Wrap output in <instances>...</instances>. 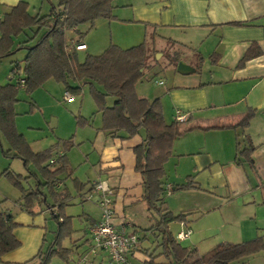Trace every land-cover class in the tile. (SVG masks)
<instances>
[{
    "label": "crops",
    "instance_id": "crops-1",
    "mask_svg": "<svg viewBox=\"0 0 264 264\" xmlns=\"http://www.w3.org/2000/svg\"><path fill=\"white\" fill-rule=\"evenodd\" d=\"M20 1L27 3L29 13V2L33 0H0V18ZM113 16L118 18V15ZM131 17L129 19L132 21L144 23L145 33L151 35L149 42L146 38L142 41L147 47L148 60L139 81L153 64L150 58L153 49L172 50L171 47H175L182 48L180 55L188 52V56H182V63L190 69L186 72L177 71L162 96L172 109L174 120L171 122L177 121V115L182 114L187 121L182 122L181 127H217L208 130L196 128L173 141L170 158L176 157L173 159L174 179H180L177 185L185 184L187 179H191L192 184L189 189L179 192L171 189L169 194L165 193V198H173L177 204L167 208L163 206L166 202L163 199L161 207L173 214L185 215L183 223H171L168 228L174 235L183 228L182 225L189 229L191 233L185 240L193 239L191 243L194 248L191 249L196 250L197 257V244L208 238H211L214 248L220 243L237 244L264 237V0H142L134 8ZM120 20L130 21L127 18ZM78 29L85 32L80 26ZM70 33L72 36L67 35L70 45H85L83 49L75 50L76 53L89 48L82 41L83 37L74 31ZM17 42L19 39L15 40V45ZM250 47L259 49L261 53L240 65V60ZM159 54L156 53V56ZM182 57L179 56V60ZM191 61H194L193 65ZM197 63L200 69L206 64L207 69L197 70ZM1 76L3 78L4 73ZM7 78L9 82L5 84L17 83L23 78L21 67L19 74H11ZM155 83L164 85L162 80H155ZM41 87L46 89L45 93L39 95L38 89ZM41 87L27 94L34 112L32 117L38 115L39 109L41 116L38 115L34 122H28L27 128L19 127L15 120L18 133L33 152H42L59 140L70 139L77 147L65 154L68 169L58 176L57 191L63 188L71 191L67 183L70 179L75 180L83 185L81 191L74 188L84 201L88 199L92 182L106 180L114 193L115 222L125 224L127 232L137 234L135 225L125 219L124 213L125 209L131 210L136 203L143 202L142 178L134 170L132 149L142 140L144 131L141 129L138 135L127 138L124 132L103 130L102 114L96 107L91 116L82 117V100L78 115L72 109H69L70 113L64 108L60 109L57 103H61V97L64 103L71 104L75 109L76 98L83 96L85 88L89 90L88 83L81 86V92L77 95L70 94L63 85L59 87L52 79ZM21 89L24 90L23 87ZM66 93L69 98H66ZM138 96L147 97L143 94ZM39 98H42V104L48 101L53 107L62 110V115L56 114L54 109L44 110L45 106L38 103ZM17 99L19 102L20 99ZM106 103L112 106L114 98L107 97ZM250 110L254 115L247 127L221 128L235 124ZM62 117L66 119L65 122ZM79 117L87 120L85 127L76 125L74 118L78 120ZM64 127H69V130L64 131ZM1 141L2 144L6 143L2 136ZM250 146V160H247L239 151ZM28 169L35 172L32 165ZM80 172L88 175L87 181L81 180L83 176ZM164 180L167 185L175 186L166 180V171ZM9 195L0 190V213L13 216V222L17 224L13 235L20 246L3 254L0 264H37L35 256L49 227L46 209L39 202L33 206V214H29L18 203L20 195L14 200ZM183 198L186 204L181 202ZM96 199L97 196L93 195L92 201L96 203ZM4 200L8 203H1ZM87 210L83 213L88 222L84 231L85 247L88 244V228L99 219L98 209L95 214L90 208ZM173 225L176 231L171 230ZM139 239V247L129 259L140 251L144 238ZM231 264H264V251Z\"/></svg>",
    "mask_w": 264,
    "mask_h": 264
},
{
    "label": "trees",
    "instance_id": "trees-1",
    "mask_svg": "<svg viewBox=\"0 0 264 264\" xmlns=\"http://www.w3.org/2000/svg\"><path fill=\"white\" fill-rule=\"evenodd\" d=\"M111 2L112 0H57L56 4H51L48 14L31 16L27 11V3L20 1L0 18V60L21 48L26 49L23 78L15 84L0 85V136L8 145L6 150L2 149V153L5 157L19 158L28 171L24 179L34 178L36 184L34 187L24 188L21 185L23 177L8 169L1 175L21 191L19 202L23 211L33 214V206L41 202L57 223L54 239L47 252L43 253L40 249L35 256L37 264H48L53 254L65 260L69 255V249L62 247L61 241L72 233L71 216L64 213L72 196L68 189L57 191L56 186L58 176L68 169L65 152L74 144L70 139L59 140L42 152H33L16 129L14 106L18 102L17 93L21 87L25 92L32 93L49 79L62 83L72 95L79 94L81 86L88 83L97 111L102 114L103 130L111 133L124 132L127 138L138 135L141 129L144 131V137L132 149L134 170L142 178V200L148 215L154 220L149 231L160 238V255L174 264H231L264 251V237H257L237 244L220 243L208 257H197L196 250L182 246L168 228L171 223L180 224L185 220L184 214H173L161 207L167 185L164 180V164L171 156L173 141L196 128L208 130L217 127H181L182 123L177 121L166 123L157 98L149 101L137 95L135 85L142 78V70L148 60L145 42L127 49L112 44L99 55L89 54L84 61L78 60L76 51L70 50V46L75 44L70 45L67 32L74 31L79 37H83L84 33L78 31V27L85 23L91 26L98 18L112 17ZM30 30L31 35L28 34ZM16 39L19 42L15 45ZM260 53L259 49L250 47L239 64L242 65L247 59ZM19 72L18 65L11 69V74ZM107 97L114 98L110 107L106 103ZM253 115L250 110L235 124L221 128H245ZM86 123L87 120L81 117L77 120L78 125L85 126ZM251 150L250 146L239 152L250 160ZM29 165L36 168L35 172L29 171ZM191 184V179H187L185 184L175 185L171 189L186 190L191 188ZM74 186L78 191L83 188L75 180ZM92 191L93 185L90 184L87 197L91 196ZM16 226L11 214L0 213V257L20 246L13 235ZM154 258L155 255H150L143 264H156Z\"/></svg>",
    "mask_w": 264,
    "mask_h": 264
},
{
    "label": "rangeland",
    "instance_id": "rangeland-1",
    "mask_svg": "<svg viewBox=\"0 0 264 264\" xmlns=\"http://www.w3.org/2000/svg\"><path fill=\"white\" fill-rule=\"evenodd\" d=\"M142 0H112V15H118V18H127L130 21H123L118 18L110 17L109 18H98L94 20L93 24L89 26L88 23L80 25V29L85 31L83 34L82 41L86 43L89 48L85 50L77 51V57L79 61H84L85 57L89 54H101L106 50L110 45H117L121 46V48H129L131 46H134L136 44H139L142 42L145 38L149 42V39L151 38L150 33H145V24L137 21H132L129 18H132L131 16L134 14V8H137L139 6L140 2ZM29 2V0H27ZM57 0H33L32 2H29V13L34 16H43L48 14L51 4H56ZM31 4V5H30ZM36 8L35 10L33 9ZM28 34H32V31H28ZM68 37L72 36V34L67 32ZM149 44V43H148ZM167 48H163L161 50H152V53H150L151 61L153 62L152 66L149 67V69L145 73V77L138 81L135 85V90L138 95L143 94L144 96H147L146 98L149 99V101H153L154 99H158L161 106V112L162 116L165 122L170 123L172 120H174L172 109L170 108L169 102L165 100L162 96H164V90L165 88H168L172 83V77L177 73V65L180 62H183V57L187 55L188 52H185V55L180 52L182 51V48H173L172 50H166ZM175 49V51L173 50ZM70 50H75L74 46L70 48ZM174 51V52H173ZM13 56L4 58L3 61L0 62V84H5L6 82H9L8 75H11V69L18 65L21 67V70L24 66V57L26 55V50H19L17 52H14ZM156 53H160L158 57L156 56ZM182 57V59L179 60L178 57ZM194 61H191V64L193 65ZM195 66V65H194ZM197 70H206L207 66L204 64V67L200 69V65L197 63L195 66ZM4 73V76L2 78L1 74ZM23 73V72H22ZM205 73V72H204ZM17 78V77H16ZM15 79V77L13 78ZM155 80H162L164 82V85L159 86L155 83ZM54 83V82H53ZM56 85L59 87H62L61 84ZM64 86V85H63ZM45 87L40 88L39 95L42 93H45ZM44 91V92H42ZM63 92V88H62ZM28 93L25 92L23 89H19L17 93V98H19V102H17V105L15 106V120H17V124L19 127L27 128L28 122H34L36 120V117L38 115L41 116L40 109L37 110L38 115L36 114V117L33 118L32 114L34 113L32 111V105H31V99L27 95ZM38 96V95H37ZM79 96V95H78ZM81 102V115L82 117H89L95 112V104L93 102V99L89 93L88 88L84 89L83 96H79L76 98V101L74 105H76L75 109L71 106V104H66L63 102L62 97L60 102L57 103L58 106H60V109L64 108L68 110L69 109L74 110V114L78 115L79 107H80V101ZM45 104H42V98H39V105L45 106L43 107L44 110L47 111V109H54L56 114L63 113L62 110L57 109L56 106L50 105L48 101H44ZM46 108V109H45ZM70 113V112H69ZM42 119V118H41ZM76 121V125L80 128L85 127L77 124V119L74 118ZM62 121L65 122L66 119L62 117ZM93 120L91 121V123ZM73 128V127H72ZM71 129V128H70ZM64 131L69 130V127H64ZM62 130V132H64ZM71 134V133H70ZM48 136L49 133H48ZM55 137V136H53ZM68 140V139H67ZM43 143V142H42ZM49 144V142L47 143ZM74 147H77V145L72 146L69 150L65 152V154L69 153L70 150ZM2 149H7V144L2 141L0 142V190H2L5 193L10 194V198L14 200V198L19 197L21 198V191L19 188L15 187L13 183L6 178L5 176H2L1 173L8 169L12 171L14 174H20L23 179L21 180V185L24 188L34 187L36 184V180L34 178L25 180L24 177L28 175V171L25 169L23 162L18 158H9L5 157L2 153ZM173 159L174 156L169 158L167 162L164 164V169L166 171V180L170 183H173L174 185L179 184L180 179L175 178V162ZM34 170L36 168L32 166ZM30 171V170H29ZM80 175L83 177H80L82 181L88 180V175L83 172H80ZM106 181V180H105ZM107 184H109L106 181ZM67 185L70 187L71 191L70 194L72 196L71 201L69 204L64 208V213L68 216H71V223H72V233L69 237H65L61 241V245L64 248L69 249V255L68 258L65 260L58 256L57 254H53L50 256L48 260V264H75L78 261V255L84 254L86 252L87 246H84V231L86 230L88 226L87 219L84 218L85 215L84 212L88 211L87 209L90 208L92 210V213L95 214L97 212V209L99 211V217H100V209L99 206L92 201L93 195H96L95 193L91 196L86 198V200H81L80 195L78 192H76L74 188V181L70 179L67 183ZM110 186V185H109ZM111 188V186H110ZM61 191V190H59ZM180 190H176L175 192H179ZM97 196V195H96ZM18 199V203L20 204ZM50 199V198H49ZM48 201L50 202V200ZM166 199V202L163 203V206L173 208L177 203L173 201V198H164ZM10 199L8 200V202ZM2 202H7L1 201ZM180 202V201H179ZM183 204H186V199L183 198L181 200ZM144 202H138L131 210H126L124 213V217L127 220H130L135 225V230L137 231V235L139 237H142V243L140 244V251L136 253L135 257H132L129 259V264H143L144 260H148L150 255H155L154 261L156 264H174L171 260V262L166 259L163 255H160L161 248L159 245L158 237L155 233L152 231H149V225L154 222L153 219L148 216V212L146 211V207L144 206ZM42 208L46 209V218L49 223L48 230L46 232L45 239H43V243L40 246V249L43 253H46L49 246L51 245V242L54 239L55 232L57 229V223L52 218L51 213L49 210H47L46 206L42 204ZM149 227V228H148ZM148 228V229H147ZM171 230L176 231V227L174 225L171 227ZM145 235V237H144ZM192 240H182L180 241V244L184 247L188 248H194L192 245ZM211 238H208L206 241H201L197 244V252L199 257H208L212 251V248L214 246V243H212ZM39 249V250H40ZM95 264H106V260L102 259L101 257L96 258Z\"/></svg>",
    "mask_w": 264,
    "mask_h": 264
},
{
    "label": "built area",
    "instance_id": "built-area-1",
    "mask_svg": "<svg viewBox=\"0 0 264 264\" xmlns=\"http://www.w3.org/2000/svg\"><path fill=\"white\" fill-rule=\"evenodd\" d=\"M84 44L74 45L75 50L83 49ZM66 98H69L66 93ZM177 122H186L185 115H177ZM93 191L97 195L96 204L100 209L99 219L88 228V244L84 254L78 255L75 264H95L96 258L106 260V264H129V256L138 248L140 240L137 234L127 232L123 223L115 222V200L113 190L106 181L97 180L92 182ZM171 186H166L169 194ZM89 196V197H91ZM182 225V224H181ZM183 228L177 233L176 238L185 240L190 235V230Z\"/></svg>",
    "mask_w": 264,
    "mask_h": 264
},
{
    "label": "water",
    "instance_id": "water-1",
    "mask_svg": "<svg viewBox=\"0 0 264 264\" xmlns=\"http://www.w3.org/2000/svg\"><path fill=\"white\" fill-rule=\"evenodd\" d=\"M189 69L190 68L182 62L178 63V65H177V71H179V72H186Z\"/></svg>",
    "mask_w": 264,
    "mask_h": 264
}]
</instances>
